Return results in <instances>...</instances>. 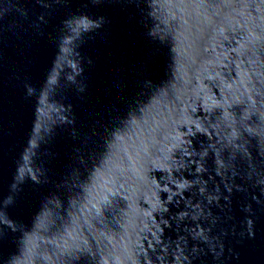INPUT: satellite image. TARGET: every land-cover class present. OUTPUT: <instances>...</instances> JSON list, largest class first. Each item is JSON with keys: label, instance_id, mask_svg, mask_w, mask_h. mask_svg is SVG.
<instances>
[{"label": "water", "instance_id": "obj_1", "mask_svg": "<svg viewBox=\"0 0 264 264\" xmlns=\"http://www.w3.org/2000/svg\"><path fill=\"white\" fill-rule=\"evenodd\" d=\"M0 264H264V0H0Z\"/></svg>", "mask_w": 264, "mask_h": 264}]
</instances>
